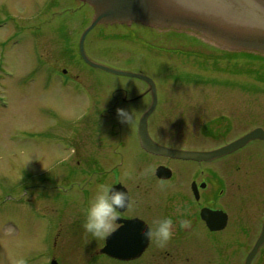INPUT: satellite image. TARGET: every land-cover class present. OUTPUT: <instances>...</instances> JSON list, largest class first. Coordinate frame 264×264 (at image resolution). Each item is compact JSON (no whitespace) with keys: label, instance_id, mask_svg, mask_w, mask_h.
I'll use <instances>...</instances> for the list:
<instances>
[{"label":"rangeland","instance_id":"obj_1","mask_svg":"<svg viewBox=\"0 0 264 264\" xmlns=\"http://www.w3.org/2000/svg\"><path fill=\"white\" fill-rule=\"evenodd\" d=\"M69 6L90 10L89 15L93 10L80 0H0V264H14L19 258L26 264H49L53 258L59 264H146L100 253L105 237L86 233L83 221L93 191L107 184L106 175L112 180L114 168L133 165L138 153L136 122L149 98L135 96L144 86L141 79L91 66L83 59L79 44L89 26L86 18H79L83 24L73 30L59 28L63 22L57 18L44 21L52 10L66 12ZM45 39L52 42L43 45ZM177 44L202 45L198 49L208 58L217 54L216 66L213 58L201 59L197 66L183 62L179 59L183 55L173 49ZM214 45L189 29L137 23L99 24L84 40L85 53L93 62L156 82L162 101L154 117L159 120L154 136L185 143L179 139L189 131L195 135L192 143L200 146L218 145L232 139L238 129L263 123L264 54L218 45L214 51ZM65 64L69 67L64 72L59 66ZM173 70L182 76L169 75ZM194 70L203 76L184 77V71ZM118 107L135 110L131 126L121 123ZM232 115L242 124L233 127L235 123L228 122L230 130L221 137L217 132L216 140L197 137L200 129L190 124L170 123L229 120ZM123 136L131 150L120 144ZM80 141L94 152L90 166L85 165L87 158L77 156ZM90 174L98 181L93 190L88 186ZM260 177L264 179L263 171L255 173L256 181Z\"/></svg>","mask_w":264,"mask_h":264},{"label":"flooded vegetation","instance_id":"obj_2","mask_svg":"<svg viewBox=\"0 0 264 264\" xmlns=\"http://www.w3.org/2000/svg\"><path fill=\"white\" fill-rule=\"evenodd\" d=\"M65 9L69 11L52 10V14L44 17V21L53 23L57 18L59 22L61 20L63 22L62 25L58 26L59 28L65 29L64 26H69L71 30L83 24L84 20L79 19L82 17L89 21L88 25L91 24L94 10H91L89 15L90 10L89 13L82 12V10H75L70 6ZM47 13L49 12L47 11ZM132 24L122 25L130 27ZM43 41V45H46L45 43L49 39ZM57 41L61 40L54 39V42L59 43ZM209 43L215 44L210 41ZM201 46L198 44L192 46L177 44L173 49L183 55L181 58L179 56L180 60L191 62L197 66L202 62L201 59L208 58L198 49ZM213 47L214 51H217V44ZM212 58V62L216 66L217 54L210 55L208 59ZM59 67L61 71L65 72L69 65L66 66L65 64ZM168 73L172 76L182 74L176 70L168 71ZM183 74L185 78L195 79L201 78L200 76H203L204 72L194 70L192 72L184 71ZM142 81L144 86L135 96L137 98L147 96L149 102L136 122L137 139L135 144L138 153H135L133 165L130 168H114L116 170L112 180L109 178L110 174L106 175L107 184L113 186L121 184L130 195L129 207L119 210V219L115 222L116 226H114L113 231L118 227L125 226L126 221L134 219L142 221L147 229L149 226L155 229L160 219L170 216L175 221L173 229L175 234L163 247L158 245L155 238L149 239L146 249L139 257L128 261L122 260V262L143 260L146 264H245L247 255L255 246L264 228V179L260 177V181H256L254 178L255 173L264 172V138L254 137L241 147L210 159L180 158L150 152L141 145L138 133L141 116L153 102V93L149 89L148 83ZM155 87L157 104L155 110L148 117L147 126L152 139L161 145L185 151H211L221 148L256 129L264 132V109L261 108L263 109L261 111L263 123L238 129L232 139L218 145H194L192 140L195 135L187 134L189 131H185L187 133L180 136L182 138L179 140L185 143L164 141L159 135L154 136L152 132V130L157 132L159 120L154 119V117L158 114L162 101L158 95L161 89L156 82ZM128 99L129 97L125 98L124 101ZM239 111L241 112V110H237V112ZM247 111H251L250 114L254 115L252 113L253 108H248ZM152 117L153 119H151ZM230 117L229 120L221 118L171 119L170 123L174 126H189L190 124V126L200 129L198 133L200 136L197 137L216 140L217 132L220 137L226 136L225 132L230 130L228 122L235 123L233 127H236L237 123L242 124V121L239 122L236 119L237 115ZM124 138L126 136L121 137L120 144L123 148L127 147L131 150L132 147ZM81 143L80 141V147L77 148V156L80 159L87 158L85 165L90 166L93 164L94 152L87 151L86 146ZM159 166L165 167L163 174L168 175V177H161L157 174ZM87 179L88 186L90 185V189L93 190L98 184L97 179L93 180L91 174L88 175ZM133 187L138 191V195H135ZM95 192L93 191V194ZM181 218L190 219L191 227L181 228L179 225ZM208 222L217 226V229L211 228ZM136 225L138 226V224L135 223L134 230ZM251 264H264V241Z\"/></svg>","mask_w":264,"mask_h":264},{"label":"water","instance_id":"obj_3","mask_svg":"<svg viewBox=\"0 0 264 264\" xmlns=\"http://www.w3.org/2000/svg\"><path fill=\"white\" fill-rule=\"evenodd\" d=\"M89 4L94 10L91 24L85 29L79 44L80 54L91 66L102 68L112 73L120 75L134 76L146 81L149 89L153 93V102L148 110L141 116L139 123V137L141 145L146 150L180 158L210 159L231 152L246 144L254 137L264 138V132L260 129L249 132L245 136L213 151H185L171 149L155 142L149 132L147 120L149 115L155 110L157 104V93L155 82L149 76L125 70H118L90 60L84 50V40L87 34L99 24H132L140 23L160 29H189L206 39L216 41L217 44L230 50L251 51L264 54V23H254L247 10H258L264 13V0H242V4L235 0H227L230 8L241 10V16L222 13L217 10L216 5H208L202 0H80ZM246 10V11H245ZM245 15L248 16L244 18ZM235 16V17H234ZM264 19V16H263ZM165 167H158L157 174L164 175ZM126 191L121 185L115 186ZM214 214V213H213ZM212 214V215H213ZM211 216V215H210ZM140 220L126 221V225L111 232L105 240V245L100 249V253L110 257L131 260L140 256L148 245L149 239L144 236L147 228ZM136 225L135 230L134 226ZM209 223V222H208ZM217 229V226L211 225ZM264 241V228L257 240L254 248L248 254L245 264H251L257 250ZM50 264H58L56 259Z\"/></svg>","mask_w":264,"mask_h":264},{"label":"clouds","instance_id":"obj_4","mask_svg":"<svg viewBox=\"0 0 264 264\" xmlns=\"http://www.w3.org/2000/svg\"><path fill=\"white\" fill-rule=\"evenodd\" d=\"M117 116L121 123L131 124L136 119L134 109L129 110L124 107L117 108ZM130 195L122 189H118L110 184H101L94 196L89 200L83 227L86 233L91 234L93 238L102 239L108 236L114 229L115 222L119 219V210L129 207ZM175 221L169 216L160 219L153 229L148 227L144 236L148 239H156L158 245L163 247L174 236ZM181 228H190L191 220L188 218L179 219ZM14 264H26V260L19 258Z\"/></svg>","mask_w":264,"mask_h":264},{"label":"bare ground","instance_id":"obj_5","mask_svg":"<svg viewBox=\"0 0 264 264\" xmlns=\"http://www.w3.org/2000/svg\"><path fill=\"white\" fill-rule=\"evenodd\" d=\"M202 1H205L208 5H216L217 8L222 9V10H217L219 12H222V13L226 12V13H228L230 15H235L237 17H242L241 16V13H242L241 10H233L232 8H230V5L228 3L225 4V3L221 2V0H202ZM235 1L238 4H242L241 3L242 0H235ZM247 12L253 18L255 25L256 24H259L258 26H260V23L261 22L264 23V19H263L264 13H263V11H258V10H254L253 9V10H247ZM245 14L246 13H244V18L248 17ZM207 40L210 41V42H213V43L217 44L216 41H213V40H210V39H207ZM217 45L220 46V47H222L219 44H217ZM222 48H224V47H222ZM225 49H227V48H225ZM232 51H238V50H232Z\"/></svg>","mask_w":264,"mask_h":264}]
</instances>
